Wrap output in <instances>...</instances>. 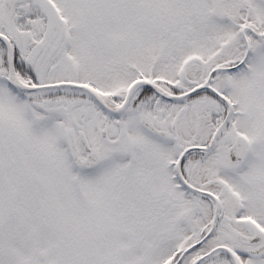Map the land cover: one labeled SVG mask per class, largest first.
I'll use <instances>...</instances> for the list:
<instances>
[{"label":"snow or ice","instance_id":"1","mask_svg":"<svg viewBox=\"0 0 264 264\" xmlns=\"http://www.w3.org/2000/svg\"><path fill=\"white\" fill-rule=\"evenodd\" d=\"M0 264H264V0H0Z\"/></svg>","mask_w":264,"mask_h":264}]
</instances>
